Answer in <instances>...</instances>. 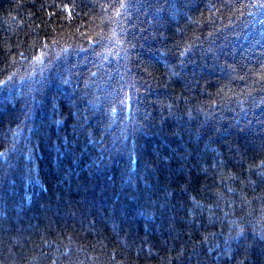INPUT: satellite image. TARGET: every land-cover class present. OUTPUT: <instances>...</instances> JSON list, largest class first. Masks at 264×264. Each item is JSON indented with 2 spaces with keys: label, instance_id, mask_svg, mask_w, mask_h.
<instances>
[{
  "label": "trees",
  "instance_id": "obj_1",
  "mask_svg": "<svg viewBox=\"0 0 264 264\" xmlns=\"http://www.w3.org/2000/svg\"><path fill=\"white\" fill-rule=\"evenodd\" d=\"M0 264H264V0H0Z\"/></svg>",
  "mask_w": 264,
  "mask_h": 264
}]
</instances>
